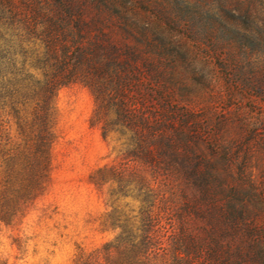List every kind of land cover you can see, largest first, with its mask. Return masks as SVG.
Segmentation results:
<instances>
[{
    "label": "trees",
    "instance_id": "trees-1",
    "mask_svg": "<svg viewBox=\"0 0 264 264\" xmlns=\"http://www.w3.org/2000/svg\"><path fill=\"white\" fill-rule=\"evenodd\" d=\"M148 70L110 41L85 0H0V227H14L45 191L58 139L56 97L79 83L95 96L104 137L117 135L127 152L124 163L100 170L96 184L115 179L117 195L127 198L135 183L141 195L136 213L115 208L120 197L110 194L104 225L119 234L80 249L76 264L257 262L259 230H242L236 212L209 204L208 175L179 138L196 121Z\"/></svg>",
    "mask_w": 264,
    "mask_h": 264
},
{
    "label": "rangeland",
    "instance_id": "rangeland-1",
    "mask_svg": "<svg viewBox=\"0 0 264 264\" xmlns=\"http://www.w3.org/2000/svg\"><path fill=\"white\" fill-rule=\"evenodd\" d=\"M85 2L110 41L131 52L196 121L179 138L203 164L209 204L236 212L242 230H259L252 250L259 260L245 257L244 264H264V0ZM56 108L50 179L25 217L0 227L1 263L76 264L80 249L114 240L119 230L104 225L113 191V200L120 197L115 208L139 211L135 183L127 198L117 195L115 179L96 184L103 183L100 170L124 163L127 152L117 135L105 138L94 121L92 91L79 83L64 86ZM2 119L11 120L15 136L7 109Z\"/></svg>",
    "mask_w": 264,
    "mask_h": 264
}]
</instances>
